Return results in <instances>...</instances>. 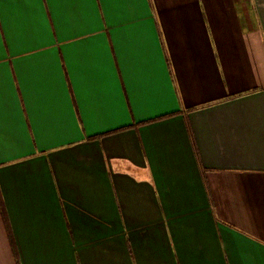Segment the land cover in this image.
I'll return each mask as SVG.
<instances>
[{
    "label": "crops",
    "instance_id": "0c3cea01",
    "mask_svg": "<svg viewBox=\"0 0 264 264\" xmlns=\"http://www.w3.org/2000/svg\"><path fill=\"white\" fill-rule=\"evenodd\" d=\"M0 264H264V0H0Z\"/></svg>",
    "mask_w": 264,
    "mask_h": 264
},
{
    "label": "trees",
    "instance_id": "16d2710c",
    "mask_svg": "<svg viewBox=\"0 0 264 264\" xmlns=\"http://www.w3.org/2000/svg\"><path fill=\"white\" fill-rule=\"evenodd\" d=\"M0 211H1L2 217L4 219L5 225H6V229H7V232H8L10 243L12 245V249H13L14 254H15L17 260H18V253H17V250H16V246H15V242H14L13 236H12V230H11V227H10L9 218H8V215H7V210H6V206H5V203H4V199H3V195H2L1 189H0Z\"/></svg>",
    "mask_w": 264,
    "mask_h": 264
}]
</instances>
